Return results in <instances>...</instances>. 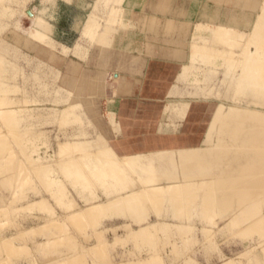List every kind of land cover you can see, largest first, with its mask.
<instances>
[{
    "label": "bare ground",
    "instance_id": "obj_1",
    "mask_svg": "<svg viewBox=\"0 0 264 264\" xmlns=\"http://www.w3.org/2000/svg\"><path fill=\"white\" fill-rule=\"evenodd\" d=\"M220 1H225L224 3L231 2V0ZM245 1H247L245 6L252 8L255 13L253 21L250 24H247L250 25L249 31H232L230 27L228 28L223 24H218L213 27L214 32L212 33L210 27H207V30H205L202 26L203 23H198L196 28L200 29L199 31H203V33L205 31L207 32V35L204 34V36H206L203 38V40L206 38L207 40H205L203 45L196 46L197 49L193 48L188 54L189 58H193L195 56L194 53H198L197 51H199L202 56L201 60H203L207 56L206 51L211 52L212 50L209 48L210 45L218 43L219 48L214 49L213 51H218L217 53H219V51L223 52L222 54L231 53L233 54V57L236 56L237 59L235 62L238 64V70L227 69L231 70L230 72L224 70L223 73L225 76H228L224 77L222 79L223 81L221 80L220 82H226V89L229 88L228 90H225L227 93H230L228 92L230 89L233 90L231 98H233L235 102H241L242 99L245 98L246 101L243 99V104L237 102L232 103L233 100L231 103L225 101L223 103L220 98L212 96L207 99L211 105L207 109V127L204 131L203 138L197 145L186 148L158 150L143 154H132L125 157V159H119L113 153L112 149L109 150L108 141H105L100 135L91 138L90 132L93 133V130H76L70 139L59 143L62 145L63 150L73 153L87 151L89 152L87 156L79 157L72 155L66 161L61 163L60 168L62 175H58V178L56 177L60 180V185H58V182H55V178H52V176L49 175L51 174V170H48V168L47 170L49 172L44 169L45 171L43 172V175H41V173L38 175L40 176V179L43 180V185L52 188L49 193L50 196L52 195L51 197L55 199L54 202L58 201L57 204H59V200H62L61 198L64 199V203L67 202V205L70 204V202H74L72 192L67 189L66 182H63L66 180L69 181H67L68 185H72V189L74 187L73 191L76 190L75 194L78 195L75 198L77 201L81 198L82 201H80L83 203H78L76 206L73 203L68 207L65 205L67 208H62H65L64 210L68 212H59L57 214L55 212L56 215L51 214L49 218L44 217L48 219L46 223L43 222L42 219V222L40 223L35 222L27 227H18L15 232H9L11 235L7 233L10 236L5 235L6 231L4 235L0 236V243L5 242V246L10 245L12 248V245L14 247L18 246L14 241V238L17 239L16 236L18 237L19 234L23 235L24 233H32L35 235L36 233L37 235L38 233H44V235H42L45 238L42 237L43 239L38 241L39 237L42 236L39 235L37 242H35L36 256L33 264H78L81 260L86 258H99L98 262L102 259L101 261L106 262L105 264H166L159 253H153L152 242L154 239L152 240V238L157 237V234L159 233L161 238V233L166 231L163 229L172 226L173 228L176 227L180 230V233L177 234L178 237L179 235H181V237L186 235L188 231L191 232L193 229L186 230L187 221L180 220L177 223H172L173 216L176 219V213H174L176 209L168 207L167 202L169 201L171 204L175 201L172 199L173 194H178L182 198H185L188 203V210H191L190 212L195 211L196 215L199 214L203 216L207 221V225H209L207 226L208 228H214V226L218 225L219 221H222L223 219L226 220L223 225L225 224L228 227L236 226L240 223L243 227H241L238 232L244 231L247 227L254 229L257 235H259L257 238L261 239V237L264 236V233H262L264 230V79H259V73L262 75L264 71V51L260 54V51L264 50V22H262L264 21V0H260L258 4L251 3L255 0H244V2ZM119 25L121 26V24ZM209 25L210 24L207 23V26ZM46 29L48 30L49 28ZM259 30L261 32L260 38H258V36V39L256 40L254 35L257 34ZM203 33L200 35H203ZM262 37L263 39H261ZM100 38H102V35L99 34V39ZM99 41L101 43L105 42L102 40ZM255 42L262 43V49L259 52H255V50H257L260 44L256 46ZM193 45L194 44L191 46ZM254 45L256 46L255 48L253 47ZM211 57L212 56H210V58ZM212 59L213 60L210 59L207 61V73L204 77L202 79L195 77L191 79V81L204 82L207 84L213 81L212 74L218 70L214 67L217 66L218 59H215L214 57H212ZM218 65L220 68L221 65L223 66V62ZM252 67L253 71L250 72ZM93 78L94 77L90 75V77L81 76L80 79H86L87 83H85V87L89 89L91 88L92 90L95 86L96 80V78H94V80ZM1 81H3V79ZM3 84L5 83L3 82ZM205 87L206 85L204 87H198L196 92L186 93V95L188 94V96H191L190 98L199 99L201 94L204 93ZM209 87H211V85H207V96H211L209 92L212 93L213 90V88L211 90ZM78 89H80V86L77 90ZM208 90L210 91L208 92ZM11 92H14V90ZM227 93L226 95H228ZM252 96L255 99V103L252 106H249L250 102H252ZM18 98L13 99V97L7 98L0 96V106H4L3 109H0V116L4 122L9 125L13 124V119L14 117L16 118L15 115H18L20 112V109L17 107L18 104L16 107H12V105L16 104ZM88 101H91V99H88ZM246 102H249L247 103L248 105L245 104ZM188 103V101L180 103H175L174 101L168 102L165 107L167 118L174 116L177 119H182L188 111ZM79 106L80 105H78V108H80ZM64 109L66 110L63 113V118L66 119L67 123L76 119L82 123H89V126H92L84 111L76 112V110L65 107ZM57 112H59V110ZM54 114L56 117V113ZM16 120L14 119V121ZM2 129L3 126L0 122V131ZM0 136H6L5 132ZM7 139H0V164L4 161L3 163H6L7 165L5 164V166L8 167L0 168V202L8 201L10 195L14 197L15 195L13 196L12 192L16 190V187L26 184L29 186L28 188L33 187V196H39L37 199L31 196L32 201L33 198H35V201L32 203L34 204L33 206H29L28 204L30 203L27 204L26 202L28 208H35V211L31 208L34 212L38 211L36 209L47 211L52 201H49L45 195H41V191L37 190L38 182H35L33 179L34 176L32 177V183L31 181L27 182L31 180L28 175H31L30 172L32 171H26L25 169L26 172H29V174L26 173L28 174L26 175L24 170H18L14 167L13 163L15 162L13 159L15 157L13 158V156L15 155V151L13 152V144L8 142ZM18 146L23 147V145ZM18 160L22 161V159L20 160L17 158V161ZM120 160H123L125 165L137 169L139 173L137 174L139 175V181L134 176L127 177V174H131L126 172V169L123 168V164ZM9 163L12 165L8 166ZM86 166L91 168V171L87 172L85 170ZM0 167H2V164ZM102 167H111L112 171L107 172L105 170L103 171L105 173L102 175L98 170H95L96 168ZM23 168L25 167L23 166ZM20 171L23 172V175ZM52 173H54V171H52ZM101 178L111 179V181L104 182L101 185H97L95 181V184L92 182V179L102 180ZM56 185L59 186L58 190H55V187H57ZM99 187L103 188V193L98 191L97 188ZM90 188H95L93 189L95 191L90 190ZM5 191H8V193ZM88 192H90V195H86ZM57 196L58 198H54ZM16 197L17 196H15V198ZM9 200L11 201L12 199L10 198ZM178 200L182 202L180 197H178ZM158 203L166 204L164 209L157 210L155 215L158 218L148 219L147 217L144 218V221L142 219L140 223L135 221L137 219L133 217V213L137 212V209L142 212L146 211V214L147 212L150 214L152 208L151 204ZM61 206H64V204ZM0 207H2L1 203ZM52 207L51 204V208L48 210H51ZM178 208H183V206L180 205ZM31 209H28V213ZM55 210H53V212ZM39 212L40 211H38L37 215H39ZM42 212L43 211H41L40 214H43L44 216V213ZM152 212L153 214L151 213V215L153 216L154 211L152 210ZM112 213L116 216L119 213L120 215L112 218ZM45 215H47L46 212ZM155 215L154 217H156ZM193 215L195 214L193 213ZM36 217L38 218L39 216ZM69 217L74 219L71 221L72 224H83L86 220L90 222V219L92 220L90 222L91 226L95 225L94 227H91L92 229L94 228V230L92 231L90 229L91 232L87 234V236L85 234L86 237L83 238V240H81V236H78L81 238L79 244L77 242L78 238L74 236L76 231H71L70 229H64L61 231L57 230V228L61 229L62 226L68 229L69 225L67 224V218ZM143 217H145V215ZM215 217H218L219 221L214 220ZM102 218L107 220L105 221ZM169 218H172V220L169 221ZM103 220L105 222H103ZM93 222L94 225H92ZM102 222L110 227L101 228L99 225H101ZM126 223L127 227H125ZM103 224L101 226H103ZM99 227L101 229H99ZM121 228L126 229H124L122 234L119 235L117 229L121 230ZM108 229H113L111 230V237L115 243L117 242L116 240H120L126 242V244L127 242H130L133 246H136L135 244H141L144 247L139 248L140 253H134L131 251L130 254L133 258H128L127 255L125 257L120 256L119 260H110L109 257H102L105 247L111 243L110 237L109 239L108 237H105ZM258 230H261V233H258ZM170 231H168L169 234H171ZM57 234L63 235H60L61 237L57 238ZM162 235L165 236V233ZM23 239L25 238L23 237ZM13 241L15 242L14 244H12ZM32 241L34 242L35 240ZM70 241H73V244L77 242L76 247L66 248L65 244L63 245V242ZM25 242L24 243L27 244V241ZM54 245L59 246L54 247ZM146 245L151 246H148V248L145 249ZM258 245L264 248V239L261 241L258 240ZM5 246H2V244L0 245V261L4 259L5 253L3 254V247L5 248ZM249 252L251 253V251ZM105 255L107 256V254ZM229 259L231 258H228L225 261H228ZM250 259L257 261V263H262L264 262V255L258 256L252 253ZM172 261L177 260H171L170 262ZM96 262L97 261L95 260L92 264H98Z\"/></svg>",
    "mask_w": 264,
    "mask_h": 264
},
{
    "label": "rangeland",
    "instance_id": "obj_2",
    "mask_svg": "<svg viewBox=\"0 0 264 264\" xmlns=\"http://www.w3.org/2000/svg\"><path fill=\"white\" fill-rule=\"evenodd\" d=\"M125 1L126 0H0V96H4L7 98L13 97V99L14 98L17 99L18 97L20 98V99L18 98L19 101L17 100L18 103L16 102L15 105H12V107L13 106L16 107V105L18 104L17 107L18 109H20L19 114L15 115L16 118L14 117V119L17 120L14 121L13 119L12 122L13 124L9 125L8 123H5L0 116V122L1 125L3 126V129L0 131L1 132L0 135H2V133L5 132V135L7 136V137L0 136V139L8 138L7 139L8 142L13 144L12 145L14 147L13 152L15 151V155L13 156V158L14 157L16 158L13 159L15 162L13 163L14 167L17 168L18 170L19 169L22 171L24 170L25 174L26 173L29 174V172H26L27 170L32 171L30 172L31 175L26 174L30 176L31 180L28 179L29 181L27 180L26 181L27 182L31 181L32 183L33 182L32 177L34 176L35 178L33 177V179L35 180V182H38L37 190L41 191V195H45L46 198L49 199V201H52L51 204L53 206L51 210H48L49 208H51V204H50V207L47 209L48 212L44 210L36 209L40 211L39 215H37L38 211L34 212L35 208L33 209L31 207L34 211L30 207L28 208V205L29 206L34 205L32 203H34L35 198L36 199L39 198V196L37 197L33 196L34 195L32 194L33 187L28 188L29 186H27L26 184L22 186H17L16 190L12 192L13 196L14 195L17 196L16 198L15 196L12 197L10 195L9 199L11 198L12 199L11 201L8 199V201L0 202L2 205V207H0V236L4 235L6 231L7 232L5 235L10 236L11 235V233H9L10 231L15 232L18 229V227L19 228L21 226L27 227L35 222L40 223L42 222V219L43 222L46 223V221L48 220L47 218H49L51 214L56 215L59 212H68L65 211L64 209L67 208L70 204L74 203L76 206L78 205V203L79 204L83 203L81 202L82 200L80 197L77 198H80L81 201L79 199H78L79 201H77V199L75 198L78 195L75 194L76 190L73 191L74 187L72 189V185L71 186L70 184L68 185L69 181L65 179L66 181L63 182H66L67 189H69V191L72 192V197L74 199V202H70V204L67 205L66 204L67 202L64 203V199L61 198L62 200L61 201L59 200V204H57L58 201L54 202L55 199H53L51 197L52 195L50 196L49 193V191L51 192L50 189L52 188L50 186L43 185L42 183L44 182L43 180L40 179V176L38 175L40 173L41 175H43V172L45 170L46 171L51 170V174L49 175H51L52 178H55L56 179L55 182H58L59 183L58 185H60L59 182L60 180L57 178L58 175L60 176L62 175V171L60 168L61 163L63 161H66L72 155L79 157L87 156V154L89 153L87 151H79L73 153L70 151L63 150L62 145L59 143V142H65L68 139H70L76 130L78 131L93 130L94 131L93 133L90 132L91 138H95L96 135H100L106 141V139L103 137V135L100 132L101 130L100 123L97 124L100 130H98L97 128H95L94 130V127H96L95 119H94L96 112L94 108L89 105L91 101L86 100L87 104L89 105V107H87V110L85 106L83 107L81 105L82 100L80 96L84 94L91 95L93 91L91 90V88L89 89L85 87V83H87L86 79L84 80L80 78L81 76L90 77V75H84L82 73H78L77 69L75 68H71L69 69L70 71L62 74V72L59 69V65H61L63 61H66L63 58V56H66L68 53L72 51L74 53L75 52L77 53L79 51L86 52L88 47L93 44L96 46L109 45L114 35H117L119 34L120 31L124 30L125 28H128V26L125 25L123 22L125 9H122V4ZM149 1H153V0H149ZM199 1H203V0H199ZM214 1L217 2L218 4L227 3L226 5H229L231 4V2H233L232 0L231 2H226V3H224L225 1H220V0H214ZM246 2L247 1L244 2V0H237V1L235 0L234 7H236L237 10L230 11L229 12L230 15H228L229 20H232L230 24H234V22L235 23L237 22V24L240 25L243 24L242 22L244 20L245 26H240L242 27V31L244 32L249 31L250 26L246 27V25L250 24L255 16L254 10L252 8H249L248 6H245ZM259 2L260 0H255L251 3L258 4ZM67 3L69 5H66ZM91 3H93V5ZM77 7H80L81 9L75 10V8ZM54 23L57 24V28L60 31L59 32L60 34L61 31L63 33H67V36H64L65 38L63 40L60 39V35L53 34V30H52L53 26L51 24ZM76 24H78L79 26L78 28L75 27ZM119 24H121V26ZM196 25H198V23ZM196 25L192 39L189 44V51H191L193 48L197 49L196 46L203 45L205 40H207V38L203 40V38H205V36L207 35L206 34L207 32L205 31L203 33V31H199L200 29H197ZM202 26L204 27L205 30H207V27H210V29H212V33L214 32L213 27L215 25L210 24L209 26H207V24L203 23ZM46 28L49 29L47 30ZM231 29L232 31H241L238 28L237 29L231 28ZM201 32L203 33V35H200L202 34ZM260 33L261 32L259 30L257 34L254 35L256 40L260 38ZM99 34L102 35V38L100 39H99ZM204 34L206 35L204 36ZM77 36L78 38L76 39ZM261 39H263V37ZM61 40L64 42H68L69 45L70 42L75 41L77 43L74 44L72 48H69L65 45L60 44ZM99 40L105 42L101 43ZM192 44L194 45L191 46ZM258 44L260 45L258 46L257 50H255V52L256 51L259 52L262 49L261 48L262 43L255 42L256 46ZM255 45L253 46L254 48L256 47ZM209 48L212 50L211 52L206 51L207 56L203 60H201L202 56L200 55L201 53L199 51H197L198 53H194L195 56L193 58L188 57L187 63H185L181 67L180 72L176 78L175 86L171 90L170 94L172 99H174L177 96L186 95L185 90L187 93H191V92L193 93L197 91L198 87H204L206 85L204 93H202L203 96L201 94L199 99H208L212 96H215L220 98L223 101V103L224 101L227 103L228 102L231 103V101L233 100V98H231L233 94L232 93L233 90L230 89L228 91L230 93H227L225 90H228L229 88L226 89L225 86L226 82H222L223 83L222 84L220 81L224 77L228 76V75L225 76V74L223 73L224 70H226L227 72H230L232 69H235V71L238 70L239 68L238 64L235 62L237 58L236 56L233 57L232 56L233 54L231 53L222 54L223 52L219 51V53H217L218 51L217 52L213 51L214 49L219 48L218 43L211 44ZM262 51L264 50H261L260 54L262 53ZM210 56L214 57L215 59H218L217 60L218 64L219 63L221 64L223 62V66L221 65L220 68L218 64H216L217 66H214L218 70H216L212 74L213 81L209 82L208 84L204 82L191 81V79L195 77H198L199 79H202L204 77V75L207 73V61L210 59L213 60L212 57L210 58ZM54 67L56 68V70L54 69ZM227 69H231V70H227ZM251 69L252 70H250V72L253 71V67ZM263 73L262 75L261 73H259L260 74L259 79L262 80L264 79ZM2 79L3 81H1ZM3 82L5 84H3ZM180 85L184 87V90L183 88H180ZM207 85H211V87H209L211 90L213 88L212 93L209 92L210 90H208L211 96H207ZM79 86L80 89L77 90ZM13 90L14 92H11ZM226 93L228 95H226ZM186 96H188V94ZM228 98L231 100H229ZM243 99L245 100V98ZM243 99L241 102L240 101L239 102L236 101V102L243 104L242 103L244 102ZM252 99H251L252 102H250L251 105L249 104V106H252L255 103L254 102L255 99L253 98V96ZM236 102L233 100L232 103H236ZM247 103L249 102H246L245 104L248 105ZM78 105H80L79 106L80 108H78ZM210 106H211L210 103H208L207 109ZM64 107L70 108L72 110H76V112L84 111L87 114V117L89 118L88 121L92 124V126H89V123H82L76 119H74L70 123H67L66 119L63 118L64 117L63 113L66 110L64 109ZM1 108L3 109L4 106H0V109ZM58 110L59 112H57ZM54 113H56V117ZM105 118L108 120V122L112 124L113 127L116 126L110 113H106ZM168 118H175V117L170 116ZM205 124L206 125H204V130H206L207 127V120ZM18 145H23V147ZM108 146H109V150L110 149L113 150L110 144H108ZM113 153L119 159H125V157L128 156V155H118L114 152V150ZM17 158L20 160L22 159V161L19 160L17 161ZM29 161H33V162H29ZM120 161L123 164V168L126 169V172H129L131 174V175L127 174V177L134 176L139 181V175H137L139 173L137 169L125 165L123 160ZM3 162L1 163L2 167L0 168H8L5 166L6 163ZM10 165L12 164L9 163L8 166ZM23 166L25 168H23ZM90 169L91 168L87 166L85 167V170L87 172L91 171ZM95 170H98L102 175L105 173L103 172L105 170L107 172L112 171L111 167L96 168ZM22 171L20 172L23 175ZM52 171H54V173H52ZM101 179L102 180L92 179V182L94 183L95 181L97 185H101L104 182L111 181V179H106V178H101ZM55 188H54L55 190H58L59 186ZM93 189L95 188L92 189L90 188V190L95 191ZM97 189L100 193H103L102 187H99ZM5 192L8 193V191ZM86 195H90V192H88ZM31 196L35 197L33 198V201ZM172 196H173L172 199H174L175 201L172 202L171 204L168 201L167 204L168 207H171L172 209H176L175 212L173 211L174 213H176L175 216L176 219L173 216V220L172 218H169V221L172 220V223L174 222L177 223L180 220H183L185 222L187 221L186 230H190L191 228L193 229L191 230V232L188 231L186 235L182 237L181 235H179L178 237L177 234L180 233L179 232L180 230H178L176 227L173 228L172 226L167 229L166 228L163 229L166 231L161 233V238L159 235L160 233L157 234L158 235L157 237L152 236L155 238L150 237L152 238V240L154 239L152 242L153 253L156 254L159 253L162 260L165 261L166 264H264V262L257 263V261L250 259L252 253L258 256L264 255V248L258 245V240L261 241L262 239H264V236H262L261 239L257 238L259 235H257L256 231L248 227L244 231L238 232V230L241 229V227H243L241 226L240 223H238L236 226L234 225L228 227L225 224L223 225V223H225L226 220L222 219V221L220 220L221 221L220 222L218 220V217L214 218V220L219 221L218 225L214 226V228L213 227L208 228L207 226L209 225H207V221L206 219H204L203 216L199 214L196 215L195 211L190 212L191 210L190 211L188 210L189 209L187 207L188 203L185 200V198H182L178 194H173ZM177 196L182 199V202L178 200ZM54 198H58V196ZM26 202L27 204L28 203L30 204L27 205ZM54 203L57 205H55ZM63 204L64 206H61ZM65 205L67 207H65ZM151 205L152 208L150 214L148 212L146 214V211L142 212L141 210L137 209V212L133 213L134 214L133 217L137 219L135 221L140 223L142 219L144 221L145 220L144 218L147 217L148 219L149 218L156 219L158 218L155 215L157 213V210L162 208L164 209L166 206L165 203L164 204L158 203ZM180 205H182L183 208H178ZM28 209H31L32 211L29 210L30 212L28 213ZM53 210L55 211L53 212ZM152 210L154 211V215L156 217H154V215L153 216L151 215V213L153 214ZM41 211H43L42 213H44V216L43 214H40ZM45 212L47 213V215H45ZM193 213L195 215H193ZM119 215L120 213L117 214V216ZM144 215L145 217H143ZM36 216L39 217L37 218ZM117 216L113 214V216L111 217L114 218ZM105 218L102 219L105 220ZM72 220L74 219L70 217L67 218V224L69 225V227L67 224L66 225L68 229L62 226L61 229L57 228V230L61 231L64 229L65 230L70 229L71 231H76L74 233V236L78 238V241L77 239L76 241L79 244L80 239L82 238L81 240H83V238H85L87 234L91 232L90 229L93 231L94 228L92 229L91 227H94L95 225L93 222L92 225L94 226H91L90 222L92 220L90 219H89L90 222H88V220H86L85 222L80 221L83 222V224L82 223L72 224L71 222ZM104 220L103 222H105L107 219L105 221ZM103 222L101 223V225L103 224ZM101 225H99L101 228L110 227L105 224H103V226ZM126 225L127 223L125 224V227H127ZM100 227L99 229H101ZM124 229L123 228H121V230L117 229L119 235L122 234V231ZM45 230H49V229H45ZM111 230L113 229H108V231L106 230L107 233L105 231L106 235L105 234L104 235L106 238L108 237V239L110 237L111 243L105 247V251H103L102 257H109L110 260L111 259L119 260L120 256L125 257L127 255L128 258L131 257L133 258L130 252L133 251L134 253H140L139 248L144 247L141 244L138 245L135 244L136 246H133L130 242H127L126 244V242L120 240H116L117 242L115 243L111 237V232H112ZM1 231L3 234L1 233ZM81 231L83 232L85 231L86 233L85 232L83 233ZM168 231H170L171 234H169ZM257 232L261 233V230H258ZM7 233H9L10 235ZM164 233L165 236L162 235ZM262 233H264V230ZM25 234L26 233H24L23 235L19 234L18 237L16 236L17 239L14 238V241L19 246V247L16 246L17 247L16 248L12 245V248L14 247L15 250L14 248L12 249L10 245L5 246L6 244L5 242L0 243V245L2 244V246H5V248L3 247V254L5 253L4 259L0 261V264H13L14 262H15L14 264L18 262H19L18 264H33L36 256L35 242H37L39 235L42 234L44 235V233L41 234L38 233L37 235L36 233L35 235L32 233H27L26 237ZM28 234L30 235V237ZM43 235L40 236L41 238L39 237L38 241L45 238ZM60 235L63 234H57L58 236L57 238L61 237ZM78 236L79 237L81 236V238H79ZM23 237L25 239H23ZM28 240L31 242H29ZM32 240L35 241L33 242ZM14 241L13 243L12 242L11 243L14 244L15 243ZM25 241H27V244H25L26 243ZM72 242L73 241L63 242V245L65 244L66 248L76 247L77 242H75L74 244ZM58 246L59 245H54V247H58ZM148 246L146 245L145 249L148 248ZM249 251H251V253ZM105 254H107V256ZM228 258L231 259L225 261ZM95 260L97 261L96 263L98 264L106 263L101 261L102 259H100V262H98L99 258L98 259L86 258L81 260V262H79L78 264H89V263L92 264L93 262H95ZM171 260H177V261H172L173 262L172 263L170 262Z\"/></svg>",
    "mask_w": 264,
    "mask_h": 264
},
{
    "label": "crops",
    "instance_id": "obj_3",
    "mask_svg": "<svg viewBox=\"0 0 264 264\" xmlns=\"http://www.w3.org/2000/svg\"><path fill=\"white\" fill-rule=\"evenodd\" d=\"M232 1L226 5L214 0H126L122 9L128 28L114 35L109 45L93 44L86 52L72 51L63 56L66 61L59 65L62 74L75 68L78 73L96 78L93 93L80 96L81 105L86 110L89 105L94 108L95 128L101 129L116 154L186 148L203 138L210 102L186 95L172 99L170 93L188 61L196 23L223 24L242 31L244 21L230 24L229 12L237 10ZM51 25L60 39L67 36L59 33L57 24ZM62 40L60 44L69 48L77 43L69 45ZM180 88L184 90L182 85ZM170 101L189 102L182 119L167 118L165 107ZM106 113L111 114L115 127L105 118Z\"/></svg>",
    "mask_w": 264,
    "mask_h": 264
}]
</instances>
